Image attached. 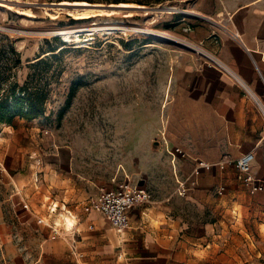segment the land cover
I'll use <instances>...</instances> for the list:
<instances>
[{
    "label": "crops",
    "instance_id": "crops-1",
    "mask_svg": "<svg viewBox=\"0 0 264 264\" xmlns=\"http://www.w3.org/2000/svg\"><path fill=\"white\" fill-rule=\"evenodd\" d=\"M176 2L185 9L174 12L168 28L184 30L198 47L174 52L162 122L146 135L143 150L158 141L153 158L172 165L186 193L179 194L178 183L159 192L155 201L135 206L129 228L118 232L92 205L103 187L95 195L94 182L77 183L64 175L59 148L33 163L27 158L31 148L14 139L9 142L13 159L0 161V181L8 184L9 203L14 198L17 204L3 208L0 200V247L7 263L253 264L252 241L234 233L243 226L224 224L221 200L204 183L207 176L223 178L224 166L249 151L255 154L254 175L264 179V0ZM202 52L215 55L230 72L209 63ZM33 121L17 118L9 127ZM43 151L39 146L34 155ZM19 161L30 162L23 177L10 172ZM198 168L199 181L193 178ZM236 179L243 184L237 168ZM248 192L264 231V191ZM67 217L75 219L72 225Z\"/></svg>",
    "mask_w": 264,
    "mask_h": 264
},
{
    "label": "rangeland",
    "instance_id": "rangeland-1",
    "mask_svg": "<svg viewBox=\"0 0 264 264\" xmlns=\"http://www.w3.org/2000/svg\"><path fill=\"white\" fill-rule=\"evenodd\" d=\"M65 1L70 2L67 5L87 2L89 7L103 10L119 3H134L145 9L133 8L131 15L121 10L79 17L69 14L70 8H61L66 6L61 4ZM165 5L176 8H162ZM184 9L176 0L0 3V65L8 64L13 57L8 48L1 46L7 43L6 36L15 41L21 54V64L6 72L8 78L3 86L7 88L14 82L22 85L35 69L37 77H44L40 78L42 83L49 82L44 115L34 119L32 125L0 124V161L13 159L9 142L16 139L31 148L27 158L33 163L39 157L43 162L52 148H59V169L73 182H94L95 195L100 187H111L126 176L133 184L147 187L152 192L151 201L158 199L159 192L176 186L172 165L153 158L159 146L151 145L145 151L143 145L146 135L162 122L174 52L198 47L185 37L184 30L168 28L174 22L173 16H177L174 12ZM64 31L71 32L67 40L62 36ZM43 60L33 68L34 63ZM72 87L75 93L68 104ZM39 146L44 151L34 155ZM29 163L19 161L10 172L23 177ZM230 164L231 167L224 166L223 178L205 177V189L221 200L219 216L225 225L243 226L234 233L252 241L253 264H264V231L258 227L263 218L253 210L248 190L236 179L235 161ZM199 177L200 173L193 178L199 181ZM7 185L0 181L3 208L17 205L14 198L9 203ZM91 191H87L89 196ZM59 222H64V216ZM0 264H9L2 247Z\"/></svg>",
    "mask_w": 264,
    "mask_h": 264
},
{
    "label": "built area",
    "instance_id": "built-area-1",
    "mask_svg": "<svg viewBox=\"0 0 264 264\" xmlns=\"http://www.w3.org/2000/svg\"><path fill=\"white\" fill-rule=\"evenodd\" d=\"M234 37L239 38V35L234 34ZM201 54L208 59L209 63L230 72V70L215 55L206 54L204 52ZM175 153H179L183 156L185 155L180 149L175 150ZM254 160L255 154L249 151L239 156L235 161L236 168L242 175L243 184L251 193L264 191V179L256 177L253 173ZM199 173L198 168L196 169L195 174ZM177 181L181 188L179 194H185V183L180 182L179 179H177ZM151 199L152 192L147 187L139 184H133L130 178L126 176L124 179L118 181L115 187L101 188L97 199L92 203V205L104 218L108 220L114 229L118 232H122L130 226V211L137 205L150 202ZM58 236L59 232L54 230L52 237L56 238ZM71 243L73 248H75L77 239L74 235L71 237Z\"/></svg>",
    "mask_w": 264,
    "mask_h": 264
},
{
    "label": "trees",
    "instance_id": "trees-1",
    "mask_svg": "<svg viewBox=\"0 0 264 264\" xmlns=\"http://www.w3.org/2000/svg\"><path fill=\"white\" fill-rule=\"evenodd\" d=\"M7 43H1L2 47L8 48L13 57L8 64L0 65V124L14 125L17 118H23L27 120H34L46 112L47 100L49 97V82H41L35 72L29 76V78L22 84L17 82L12 83L5 88L4 82L7 80V71H11L13 67L21 64V54L15 46V41L9 36L5 37ZM52 49L51 51H56ZM57 55V54H53ZM43 61L34 63L33 68H37ZM24 94V97H19L18 94ZM75 93L74 87L71 88L68 98V104L70 103Z\"/></svg>",
    "mask_w": 264,
    "mask_h": 264
},
{
    "label": "bare ground",
    "instance_id": "bare-ground-1",
    "mask_svg": "<svg viewBox=\"0 0 264 264\" xmlns=\"http://www.w3.org/2000/svg\"><path fill=\"white\" fill-rule=\"evenodd\" d=\"M68 3H70V2H66L65 1V2H62L61 4L67 5ZM71 5L83 6V7H80V8H70L69 9V11H70L69 14L73 13V14H76L77 16H79V17H89V16H95V15L97 16V14H104V13L105 14H115V13L120 12L121 10L126 11L127 12L126 14L131 15L133 8L145 9L144 6L138 5V4H134V3L111 4V5H109L110 9H108V10H103V9H100V8L99 9H94V8H92L93 6L89 7V3H87V2H74V3H71ZM162 8L174 9L176 7L175 6H166L165 5ZM70 33L71 32H69V31H64V32H62V36H64V38L67 40L71 36ZM72 222H73L72 219L68 218L66 223L71 224Z\"/></svg>",
    "mask_w": 264,
    "mask_h": 264
},
{
    "label": "water",
    "instance_id": "water-1",
    "mask_svg": "<svg viewBox=\"0 0 264 264\" xmlns=\"http://www.w3.org/2000/svg\"><path fill=\"white\" fill-rule=\"evenodd\" d=\"M3 1H5V0H0V3H3ZM81 7H83V6H81ZM61 8H80L79 6L77 7V6H73V5H66L65 7H61ZM158 144H159V142L158 141H155L154 143H153V146L155 147V146H158Z\"/></svg>",
    "mask_w": 264,
    "mask_h": 264
}]
</instances>
